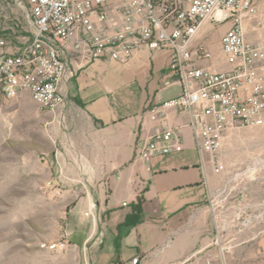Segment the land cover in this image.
Instances as JSON below:
<instances>
[{"label": "built area", "instance_id": "built-area-1", "mask_svg": "<svg viewBox=\"0 0 264 264\" xmlns=\"http://www.w3.org/2000/svg\"><path fill=\"white\" fill-rule=\"evenodd\" d=\"M25 3L30 38L18 45L0 37V95L7 99L28 92L42 109L55 113L66 104L74 57L87 63L98 59L125 62L144 47L170 51L168 69L181 90L167 104L188 115L201 162L209 159L214 173L222 176L207 190L211 220L207 246L215 248L218 264H225L228 253L247 241L246 233L264 223V195L252 194L255 184H264V155H254L231 170L219 157L228 130L264 123V33L252 42L243 30V21L257 11L255 0ZM205 21L231 22L220 40L232 65L227 70L203 64L212 53L194 40ZM184 142L178 128L163 127L137 142L136 156L149 161ZM192 256L180 264H187ZM137 261L138 257L131 259L133 264Z\"/></svg>", "mask_w": 264, "mask_h": 264}, {"label": "crops", "instance_id": "crops-1", "mask_svg": "<svg viewBox=\"0 0 264 264\" xmlns=\"http://www.w3.org/2000/svg\"><path fill=\"white\" fill-rule=\"evenodd\" d=\"M204 41L198 31L194 42ZM169 56L144 47L125 62L72 59L66 104L52 113L45 161L58 193L69 196L68 245L55 253L64 264H133L134 257L136 264H180L199 250L187 264H203L198 257L211 247L207 190L222 176L209 159L201 162L188 115L167 104L181 90ZM204 65L214 70L212 62ZM163 127L178 128L184 144L149 161L138 158L137 142ZM140 195L141 220L122 225ZM245 237L257 238L264 254V223Z\"/></svg>", "mask_w": 264, "mask_h": 264}, {"label": "rangeland", "instance_id": "rangeland-1", "mask_svg": "<svg viewBox=\"0 0 264 264\" xmlns=\"http://www.w3.org/2000/svg\"><path fill=\"white\" fill-rule=\"evenodd\" d=\"M255 5V14L243 21L245 36L252 42L264 33V0H255ZM28 11L25 0H0V37L18 45L27 41ZM230 25V21H208L199 29L204 33V46L212 53L203 64L212 62L214 70L232 66L220 42ZM51 117L52 112L37 105L28 92L9 99L0 95V264H64L55 253L67 249L65 223L70 202L69 196L56 190L45 162L51 149ZM257 154L264 155V123L228 130L219 157L232 169ZM252 194L263 196L264 184H255ZM256 239L233 248L225 264H264ZM203 252L199 258L203 264L220 262L212 246Z\"/></svg>", "mask_w": 264, "mask_h": 264}, {"label": "trees", "instance_id": "trees-1", "mask_svg": "<svg viewBox=\"0 0 264 264\" xmlns=\"http://www.w3.org/2000/svg\"><path fill=\"white\" fill-rule=\"evenodd\" d=\"M144 198L142 195L137 196L131 204L130 212L125 216L122 225L133 226L137 224L142 218V204Z\"/></svg>", "mask_w": 264, "mask_h": 264}]
</instances>
